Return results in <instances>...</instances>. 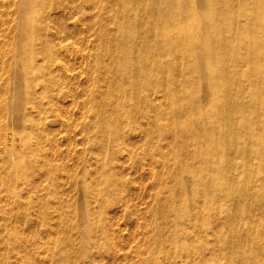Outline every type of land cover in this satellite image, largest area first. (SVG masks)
Returning a JSON list of instances; mask_svg holds the SVG:
<instances>
[{
	"label": "rangeland",
	"instance_id": "1",
	"mask_svg": "<svg viewBox=\"0 0 264 264\" xmlns=\"http://www.w3.org/2000/svg\"><path fill=\"white\" fill-rule=\"evenodd\" d=\"M43 4L32 15L22 0H0V264H264V204L256 202L264 152L237 151L253 139L240 132L227 149L234 194L194 185L214 186L220 175L178 173L168 119L163 130L154 123V104L171 110L166 89H147L142 100L113 69L116 1ZM29 19L32 48L20 35ZM201 87L198 103L208 109ZM125 95L128 118L118 105ZM183 153L189 159L191 150Z\"/></svg>",
	"mask_w": 264,
	"mask_h": 264
},
{
	"label": "bare ground",
	"instance_id": "2",
	"mask_svg": "<svg viewBox=\"0 0 264 264\" xmlns=\"http://www.w3.org/2000/svg\"><path fill=\"white\" fill-rule=\"evenodd\" d=\"M115 1L119 8L111 14L118 25L115 46L110 47L113 69L126 77L142 100H147V89H166L171 110L166 111L161 100L154 104L158 108L154 123L163 130L162 119H168L166 130L174 133L172 149L177 151L183 170L178 173L201 172L205 180L219 174V183L214 186L209 182L193 184L207 186L210 191L223 185L225 193L234 194L226 188V153L233 138L243 132L254 141L237 148L241 155L260 156L264 152V0ZM43 2L46 0H22V10L38 15ZM34 23L29 19L20 27V35L30 48ZM27 69L20 67L21 72L28 73ZM196 77H203V81ZM113 86L126 90L121 84ZM201 86L208 91V109L198 103ZM245 92L247 99L242 97ZM121 97L119 110L128 118L132 100ZM136 110L146 115L141 106ZM237 112H241L238 120L233 117ZM235 122L237 126L232 125ZM25 139L29 143V138ZM257 143H261L259 148L254 146ZM188 149L189 159L182 157ZM195 158L203 163L198 169L191 161ZM17 160L21 158L17 156ZM181 176L175 177L183 192ZM257 198V203L264 204V191Z\"/></svg>",
	"mask_w": 264,
	"mask_h": 264
}]
</instances>
